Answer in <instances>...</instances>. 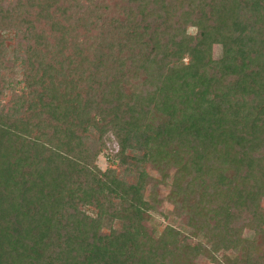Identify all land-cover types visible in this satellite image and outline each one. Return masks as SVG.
Here are the masks:
<instances>
[{
  "label": "trees",
  "instance_id": "1",
  "mask_svg": "<svg viewBox=\"0 0 264 264\" xmlns=\"http://www.w3.org/2000/svg\"><path fill=\"white\" fill-rule=\"evenodd\" d=\"M263 199L264 0H0V264H264Z\"/></svg>",
  "mask_w": 264,
  "mask_h": 264
},
{
  "label": "rangeland",
  "instance_id": "2",
  "mask_svg": "<svg viewBox=\"0 0 264 264\" xmlns=\"http://www.w3.org/2000/svg\"><path fill=\"white\" fill-rule=\"evenodd\" d=\"M188 32L190 33H194L195 32V27H190ZM222 54V46L220 44H214L213 48H212V55L214 58H219ZM105 140L108 142L109 144V149L111 151H115L116 147H115V143L112 139V137L110 135H107ZM97 164L101 169H106V167L108 166L109 162L106 160V156L105 154H101L99 155L98 159H97ZM157 174V173H156ZM155 174V175H156ZM158 175V174H157ZM165 193V189H161V192L159 194V197L161 198L163 196V194ZM263 204H264V199H263ZM164 205H168V204H164ZM165 207L159 206L157 211L153 212L154 216L156 217V221L157 223H161V224H165V223H171L173 225L176 226H181L183 223L182 218L175 216V217H168L167 219L163 216V214L161 213L162 211H164ZM245 236L251 238L253 236V232L251 230H245L244 231ZM201 263L202 264H208L207 259H201Z\"/></svg>",
  "mask_w": 264,
  "mask_h": 264
}]
</instances>
